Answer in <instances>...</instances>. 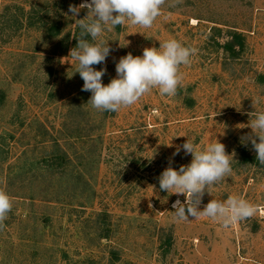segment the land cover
I'll return each instance as SVG.
<instances>
[{"label": "rangeland", "instance_id": "374dc122", "mask_svg": "<svg viewBox=\"0 0 264 264\" xmlns=\"http://www.w3.org/2000/svg\"><path fill=\"white\" fill-rule=\"evenodd\" d=\"M82 2L0 0V190L13 204L0 264H264V165L242 142L264 112V0H166L151 28L105 31L112 51L93 66L106 67L105 85L128 53L171 38L195 49L175 96L153 89L119 112L92 108L69 56L87 10L68 8ZM236 34L239 56L225 49ZM187 139L233 155L201 209L235 195L256 215L229 228L175 219L185 197L161 191L159 177L190 164L183 150L173 157Z\"/></svg>", "mask_w": 264, "mask_h": 264}, {"label": "clouds", "instance_id": "9594fccd", "mask_svg": "<svg viewBox=\"0 0 264 264\" xmlns=\"http://www.w3.org/2000/svg\"><path fill=\"white\" fill-rule=\"evenodd\" d=\"M165 3L166 0H83L79 5H69L68 12L72 17H78L81 10H87V15L78 19L80 38L69 56L76 62V72L84 81L81 90L91 92L89 103L93 109L119 112L122 108L136 104L153 89H157L161 96L177 94L183 80L180 68L190 65L195 49L175 38L160 42L158 48H144L142 56L128 53L121 57L116 63L117 76L107 85L102 83L106 67L100 70L93 67L103 64L112 51L108 41L103 39L105 31L125 24L151 28L162 14ZM86 37H91L93 42ZM247 127L251 132L242 137V142L245 146L251 143L256 159L264 165V112H256ZM181 150L185 155L191 154L190 164L181 165L176 170L170 163L159 177L161 191L185 197L184 201L177 199L172 203L177 221H187L189 217H206L229 228L256 215L258 205L235 195L223 202L211 199L201 209L202 198L208 192L206 190L232 174L233 155L226 153L223 143L216 140L206 147L197 148L187 139L176 147L173 157ZM12 207L10 196L0 190V229L4 227Z\"/></svg>", "mask_w": 264, "mask_h": 264}, {"label": "trees", "instance_id": "16d2710c", "mask_svg": "<svg viewBox=\"0 0 264 264\" xmlns=\"http://www.w3.org/2000/svg\"><path fill=\"white\" fill-rule=\"evenodd\" d=\"M237 48H240L241 51L245 48L244 38L240 34H236L232 40L225 45V49L233 56H239L240 51H237Z\"/></svg>", "mask_w": 264, "mask_h": 264}]
</instances>
